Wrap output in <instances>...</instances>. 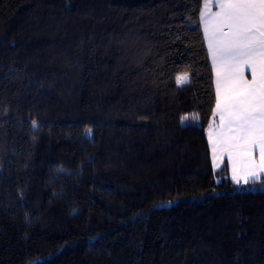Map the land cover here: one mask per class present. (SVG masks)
I'll return each mask as SVG.
<instances>
[{"label": "trees", "instance_id": "1", "mask_svg": "<svg viewBox=\"0 0 264 264\" xmlns=\"http://www.w3.org/2000/svg\"><path fill=\"white\" fill-rule=\"evenodd\" d=\"M202 1L0 0V264H264V180L212 165Z\"/></svg>", "mask_w": 264, "mask_h": 264}, {"label": "snow or ice", "instance_id": "2", "mask_svg": "<svg viewBox=\"0 0 264 264\" xmlns=\"http://www.w3.org/2000/svg\"><path fill=\"white\" fill-rule=\"evenodd\" d=\"M213 7L217 10L212 11ZM201 24L203 42L207 44L215 73L213 124L207 133L213 167L226 156L231 179L236 184L261 182L264 180V0H204L197 27ZM175 83L177 87L191 83L190 74H177ZM184 119L187 117L181 123ZM33 127L38 124L33 122Z\"/></svg>", "mask_w": 264, "mask_h": 264}, {"label": "crops", "instance_id": "3", "mask_svg": "<svg viewBox=\"0 0 264 264\" xmlns=\"http://www.w3.org/2000/svg\"><path fill=\"white\" fill-rule=\"evenodd\" d=\"M203 4H204V0L202 1V4H201V9H200V13L203 11ZM217 9L215 8V7H213L212 8V11H216ZM201 29H202V33H203V26H202V24H201ZM205 43V46H206V51H207V44H206V42H204ZM207 54H208V51H207ZM208 57H209V61H210V65H211V68H212V61H211V57L208 55ZM212 73H213V83H214V88H215V73H214V71H213V68H212ZM248 75V78H250V74H247ZM217 124H218V118H217V122H216ZM208 131H209V129H208ZM208 131H207V133H208ZM206 137H207V140H208V135H206ZM208 146H209V150H210V156H211V160H212V155H211V147H210V143H209V140H208ZM256 155H257V158H258V152L256 153ZM224 162H227V166H228V174H229V177H230V179H231V170H230V167H229V165H228V161H227V157L225 156L224 158H223V160L221 161V160H217V167H213L215 170H217V169H219L222 165H223V163ZM212 165H213V161H212ZM231 181H232V179H231ZM234 182V181H233ZM241 182H243V181H241Z\"/></svg>", "mask_w": 264, "mask_h": 264}]
</instances>
